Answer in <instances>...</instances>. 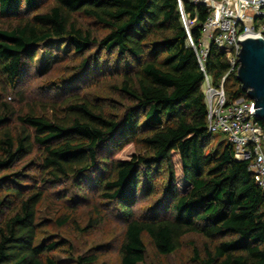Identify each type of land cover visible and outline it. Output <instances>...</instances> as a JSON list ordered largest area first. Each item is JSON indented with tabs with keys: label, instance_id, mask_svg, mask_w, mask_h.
<instances>
[{
	"label": "trees",
	"instance_id": "obj_1",
	"mask_svg": "<svg viewBox=\"0 0 264 264\" xmlns=\"http://www.w3.org/2000/svg\"><path fill=\"white\" fill-rule=\"evenodd\" d=\"M184 12L194 17L187 2ZM74 15L93 19L107 33L94 37L79 27ZM196 17L190 28L194 43L201 37L205 9H197ZM0 19L10 20L0 26L5 91L0 93V264L98 263L92 251L71 256L69 262L57 260L52 254L68 243L38 240L44 188L64 181H72L78 191L91 186L121 216L120 264H143V235L157 255L169 256L189 234L208 242L203 258L192 249L199 264H264V191L247 164L234 159L227 140L210 148L217 134L207 133L203 75L186 43L176 0H0ZM255 26H264V18ZM58 41L81 59L83 73L88 64L113 54L115 63L127 68L115 87L126 101L120 115L79 93L42 101L40 113L34 105L17 111L6 101L7 89L15 91L24 75V61L32 63L40 46L51 50ZM204 68L217 85L228 69L225 54L212 45ZM244 96L237 84L228 100ZM259 124L264 130V120ZM128 144L143 154L108 160L106 150L119 151ZM173 155L178 156L185 191L177 187ZM30 170L36 180L25 186ZM161 172V197L136 216L140 198L156 195ZM99 219H90L93 225L88 227Z\"/></svg>",
	"mask_w": 264,
	"mask_h": 264
},
{
	"label": "rangeland",
	"instance_id": "obj_2",
	"mask_svg": "<svg viewBox=\"0 0 264 264\" xmlns=\"http://www.w3.org/2000/svg\"><path fill=\"white\" fill-rule=\"evenodd\" d=\"M50 5L51 2L46 3L41 13ZM74 20L77 21L79 27L84 31H91L96 38H101L107 33L101 25L91 18L74 15ZM9 23V19H0V26L2 27L7 26ZM217 34L218 32H215V35ZM51 47L52 49L49 50L48 46H40L32 63L24 61L25 72L23 76L19 77L16 90L7 89L5 98L11 106L18 111L20 109L24 110L28 105H34L40 113L43 107L41 105L42 101L59 100L69 93H79L83 97L97 101L100 104L103 103L110 111H115L117 115L121 114L126 101L121 98L115 87H119L121 84L123 71L127 68L123 64L115 63L114 54L110 57L98 58L92 64H88L87 66L90 65V67L84 69L83 73L81 72L82 68L79 69L81 59L70 52L64 41L53 42ZM225 47L229 48L226 45ZM77 75H81V77L76 79ZM67 80L70 82H67ZM237 84L239 83L235 79V75H229L225 79L224 88L227 98L231 91L237 89ZM3 87L4 79L0 74L1 94L5 92ZM20 97L23 98L24 102H19ZM128 104L129 102H127ZM216 136L217 138L211 143L210 148H214L220 141L227 140L224 134H217ZM105 153L111 156L108 160L125 161L130 160L133 156L142 155L143 150L135 144H128L119 151L106 150ZM29 159H35V157ZM172 160L175 167L177 187L180 191H185L187 183L182 178L178 156L173 155ZM20 166L18 165L15 170L20 169ZM25 177L23 184L25 186L33 185L36 180L35 170H30ZM158 178L156 195L152 198H140L134 208L136 216L143 215L145 209L155 204L161 197L165 184L164 172H161ZM38 179V186L43 187L40 186L41 177ZM88 187L78 191L73 186L72 181H64L56 186L44 188L45 200L41 203L38 211V223L40 224L38 240L66 241L68 243L61 250L52 254L57 260L68 259L69 262L71 256L75 257L92 251L98 257L97 264H120L119 247L125 231L123 220L121 216L116 214V211L111 210L110 204L99 199V195L94 188ZM78 193L83 194L82 198L78 196ZM64 198L67 201H63ZM62 218H68V221L64 225H59L58 220ZM90 219H99L98 225L89 228ZM85 228H87V231L78 230ZM142 242L145 247L143 264H199V262L193 260L192 249L196 247L199 256L203 258L204 245L208 243L201 236L189 234L182 239V245L178 251L169 256H160L156 254L146 235L142 236Z\"/></svg>",
	"mask_w": 264,
	"mask_h": 264
},
{
	"label": "built area",
	"instance_id": "obj_3",
	"mask_svg": "<svg viewBox=\"0 0 264 264\" xmlns=\"http://www.w3.org/2000/svg\"><path fill=\"white\" fill-rule=\"evenodd\" d=\"M185 2L192 6L193 18L184 12ZM176 4L186 43L193 49L203 75L201 89L206 106L207 133L226 135L234 159L247 164L257 186L264 191V130L256 120L255 104L246 96L230 101L223 89L225 79L237 74L242 42L238 40L243 33L253 32L264 39V26H255L258 19L264 18V0H176ZM199 8L205 9L206 17L201 24V37L194 43L190 28L196 23ZM212 45L225 54L228 64L227 72L217 85L212 83L204 68Z\"/></svg>",
	"mask_w": 264,
	"mask_h": 264
},
{
	"label": "water",
	"instance_id": "obj_4",
	"mask_svg": "<svg viewBox=\"0 0 264 264\" xmlns=\"http://www.w3.org/2000/svg\"><path fill=\"white\" fill-rule=\"evenodd\" d=\"M257 37V39H254ZM239 53V68L235 76L241 91L255 104L256 120H264V39L253 32H246Z\"/></svg>",
	"mask_w": 264,
	"mask_h": 264
}]
</instances>
